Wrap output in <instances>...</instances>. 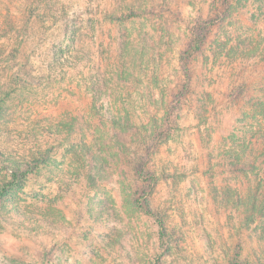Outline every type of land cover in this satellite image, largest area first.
<instances>
[{
  "label": "rangeland",
  "instance_id": "374dc122",
  "mask_svg": "<svg viewBox=\"0 0 264 264\" xmlns=\"http://www.w3.org/2000/svg\"><path fill=\"white\" fill-rule=\"evenodd\" d=\"M234 1L219 22L230 0H57L33 30L0 7V264H264V219L237 207L247 182L224 148L264 89V0ZM63 117L71 131L35 155L25 134ZM155 131L149 185L127 143ZM31 161L46 164L2 191Z\"/></svg>",
  "mask_w": 264,
  "mask_h": 264
},
{
  "label": "trees",
  "instance_id": "16d2710c",
  "mask_svg": "<svg viewBox=\"0 0 264 264\" xmlns=\"http://www.w3.org/2000/svg\"><path fill=\"white\" fill-rule=\"evenodd\" d=\"M56 2L57 0H0V7L3 6L8 10L9 18L10 15L12 16L11 7H13L14 10H16V8H20V16L24 23L22 27L28 28L27 25L32 22L29 28L33 30L35 24H40L39 27L42 26L44 28V25L49 23V28L52 27L51 23H55L56 21ZM233 3H235V1L230 0V5L225 8V12L221 16L219 22H224L229 19L233 9ZM131 13L132 17H135L134 12ZM106 16L109 19H113L115 17L114 14H106ZM0 18L5 19V14L0 16ZM219 22L216 21V19L200 20L196 23L194 22L190 30L191 40L188 49L183 52L180 60L183 62V72L187 82L183 85V92L179 94V100L184 97V94L189 86V61L195 54L201 51V47L207 40L210 30ZM65 29L67 28L65 27ZM250 41L251 42L249 44L253 45L252 40ZM21 49L23 50V47ZM61 49L62 44L59 46V50ZM251 53L254 54V52ZM59 55L60 59L63 61L64 59L62 58L61 54ZM54 62H57V60ZM41 79L44 83H46L48 80L47 77H42ZM233 92L235 93V90H233ZM261 92L262 95L258 101L252 102V100H250L248 102L250 108L246 106L247 108L245 112H243V115L240 116L242 117V120L240 119L236 121L237 127L233 128L227 139L228 143L224 145V148L226 149L225 154L229 160V168H233V171L235 172H242L247 182V185L245 186L246 190L244 191V201L238 200L236 204L237 207L238 205H241V203H245V208L246 210L248 209V212L253 215L257 214L262 219H264V89L261 90ZM71 121H73V119L69 117H66L65 119L63 117V119L59 120L57 123L47 124L43 127L35 126L28 133H26L25 136L37 139L35 141V147L37 149V153L35 155L41 156L39 151L42 146H38V143L44 134H48L49 136H59L62 134V132L68 134L71 131L73 125ZM141 128L146 130L145 125L141 126ZM161 133L162 131H155L147 136L133 134L128 140L127 144L134 147L131 163L135 166L133 168L137 172V176L143 182L147 181V183H154L155 181L153 172L148 169V163L152 156L151 153L157 145L158 139L162 136ZM84 149L87 151L90 150V148L87 146H84ZM45 154L48 155L49 152L45 151ZM33 160H35V158ZM36 164L45 165L46 163L31 161L30 163H25L27 168L25 171L12 169V175L10 177L13 179V181L4 184L2 191L7 187H13L19 183L20 177H17V173H23V175H27L32 169L30 168L28 172V166H33ZM143 175H146V178ZM86 178L87 182H91L94 179V176L89 174ZM159 224L162 225L160 220ZM160 237H164L162 226Z\"/></svg>",
  "mask_w": 264,
  "mask_h": 264
}]
</instances>
